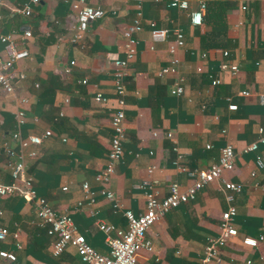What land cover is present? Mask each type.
I'll return each instance as SVG.
<instances>
[{"label":"crops","instance_id":"crops-1","mask_svg":"<svg viewBox=\"0 0 264 264\" xmlns=\"http://www.w3.org/2000/svg\"><path fill=\"white\" fill-rule=\"evenodd\" d=\"M187 1V9H178L169 6V0H3L0 34L11 33L15 46L24 45L29 56L17 60L10 71L14 92L0 91V184L11 181L6 148L17 147L12 138L15 112L17 100L25 97L21 134L51 131L40 144L25 149L35 151L25 157V175L32 177L37 195L54 212L71 218L72 233L82 234L96 251L108 254L107 236L121 234L127 221L101 194L103 187L137 216L144 208V181L151 182L158 197L166 195L174 181L184 190L197 170L216 163L220 148L231 144L234 166L222 176L242 183L241 193L233 198L238 234L220 248V260L203 262L204 247L219 234L228 204L217 180L159 217L145 231L151 248L140 249L136 259L139 264H245L247 259L264 264V157L261 168L255 163L257 155L264 156V144L244 150L260 138L259 127L264 128V0H207L198 25L189 16L197 3ZM73 4L104 11L77 41H72L77 31ZM25 6L31 9L29 15L21 12ZM139 10L141 28L124 76L123 153L99 181L96 174L106 166L110 148L113 61L125 57L123 32ZM154 27L166 29L164 39L151 38ZM26 30L31 35L22 37ZM177 30L184 44L171 54L168 46ZM175 57L181 95L170 92L174 74L161 72ZM223 62L235 64L237 71H222ZM213 79L219 82L212 84ZM244 90L248 94H242ZM96 93L107 102L94 100ZM230 103L236 109H228ZM84 182L95 197L93 203L84 199ZM36 220L32 201L0 196V226L9 231L0 249L15 255L12 261L0 258V264H85L73 245L54 255L55 237ZM100 221L113 229L103 232L97 226ZM245 236L257 238L256 247L243 245Z\"/></svg>","mask_w":264,"mask_h":264},{"label":"built area","instance_id":"built-area-1","mask_svg":"<svg viewBox=\"0 0 264 264\" xmlns=\"http://www.w3.org/2000/svg\"><path fill=\"white\" fill-rule=\"evenodd\" d=\"M32 4H37L39 0H30ZM197 7L189 11V16L192 24H201L206 13L207 0H195ZM3 0H0V4ZM169 6L178 9H187V0H169ZM75 11V19L77 23V31L72 37V41H77L81 37V31H84L88 26L104 14L103 9L92 7L87 4H73ZM23 14L29 15L31 9L25 6L22 11ZM141 28V11H137L132 21L127 25L123 32L124 38V54L122 59L116 58L113 61V81L115 85V104L111 107L110 113V127L111 138L110 148L108 151V162L106 166L96 174V179L105 180L107 176L113 171V162L120 159L123 153V139L125 136L124 127V76L126 70L127 60L130 59L134 52V45L136 43V33ZM166 29L152 28L150 36L153 40H162L166 36ZM31 32L29 30L23 31L22 37H29ZM11 33L0 34V41L4 43V54H0V91L5 94L14 92V86L11 80L10 71L17 60L24 59L29 56L28 49L22 45L16 47L11 38ZM184 44L183 33L177 30L175 39L172 44L168 46V51L175 54L176 49ZM226 55L227 52L225 51ZM172 64L166 65L161 69L162 73L174 74L173 86L170 89L171 94L181 95L183 93V86L181 85L182 77L177 74L178 68L176 64L179 62L178 58L172 59ZM73 63V61L71 62ZM222 71L236 72L237 66L235 64H228L223 62L220 65ZM24 77V74H20ZM86 80L83 79L82 82ZM218 79H213L212 84L218 83ZM242 94H248V91H242ZM261 102L264 103V83L263 90L260 94ZM94 100L100 103L107 102V98L101 93L94 95ZM27 102L25 97H20L17 100L19 107L15 112L16 129L12 132V138L17 143L16 148H6L8 156V165L11 167L10 178L8 184H0V196L3 195H18L27 201H32L35 204V216L37 218L36 224L46 229V232L54 236L53 254L59 255L67 245H73L80 260L85 264H139L136 259V253L142 249H150L151 241L145 237V231L161 216L166 214L169 210L177 205L194 199L196 190L202 188L205 184L217 180L221 182L222 188L225 192L227 200V208L222 212L220 219V232L217 236L212 237L208 245L203 250V262L209 263L213 260H220V248L223 247L230 237L238 234L234 223L236 216V207L233 204L235 194L242 191V183L233 180H227L222 176L223 170H230L234 166L235 152L233 145L225 144L220 148L218 161L205 169L196 171V177L193 182L184 190H179V183L174 181L168 186L167 194L163 197H158V193L150 185V181H144L142 186H147L144 191L145 202L143 210L136 216L130 209H123L120 198L111 189L103 187L101 194L112 202V209L115 211L122 210L127 221L126 230L117 236H107L108 254H101L96 251L80 233H72L73 222L67 215L57 214L48 205L43 196L37 195L34 187L32 177L25 175V157H33L35 151L31 148L25 153L28 147H35L41 143L44 137L51 134L50 130L43 131L42 135L28 134L23 136L21 134V126L25 120V110L22 106ZM236 104H228V109H236ZM260 138L257 141L250 142L245 145V151H255L259 143L264 144V128L259 127ZM153 135L155 132L153 131ZM169 136V134H167ZM62 140H65L63 138ZM262 155H257L255 163L258 167L263 166ZM152 167L149 168V172ZM148 184V185H147ZM264 189V184L260 186ZM84 190V199L93 203L95 197L89 190L87 182L82 184ZM100 230L108 233L113 229L112 225L102 221L97 223ZM9 231L6 227L0 226V241H3L8 236ZM14 238L18 237L17 233L13 234ZM263 237L260 236L259 240ZM245 246L256 247L258 243L257 238L245 236L241 239ZM0 258L7 260H14L15 255L6 250L0 249ZM245 264H251V260H245Z\"/></svg>","mask_w":264,"mask_h":264}]
</instances>
